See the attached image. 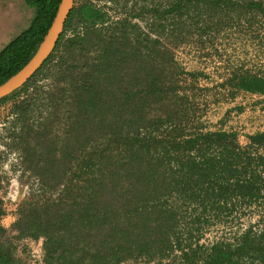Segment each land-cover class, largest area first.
I'll return each instance as SVG.
<instances>
[{"label":"trees","instance_id":"trees-1","mask_svg":"<svg viewBox=\"0 0 264 264\" xmlns=\"http://www.w3.org/2000/svg\"><path fill=\"white\" fill-rule=\"evenodd\" d=\"M76 1L50 57L24 86L0 100L34 90L12 106L11 137L21 139L16 149L37 183L17 206L13 229L18 238H42L47 264H147L162 262L177 249L182 251L177 264H264L263 240L248 232L236 245H215L203 261L191 246V232L187 246L174 232L181 197L207 210L215 195L225 201L257 198L264 181L257 170L264 163L257 148L264 145V132L249 136L251 142L243 146L237 133L201 125L197 95L190 90L197 78L195 73H189L190 80L182 77L187 74L174 60L176 40L196 25L206 30L217 15L232 12L241 18L254 11L264 16V0H139L107 24L103 8ZM60 2L25 0L34 15L0 50V84L34 55ZM75 21L83 30L66 38ZM142 25L148 30L144 38ZM108 29L118 36L105 41L101 35ZM94 41H103L104 49L93 68L70 69L79 61L70 58ZM127 73L133 86L144 90L116 93ZM48 74L65 80V87L48 90L44 97L55 112L48 111L49 126L45 120L34 129L29 115L43 97L37 84ZM225 84L264 93V79L257 75H237ZM61 113L68 127L49 136ZM4 232L0 221V264H25L2 240Z\"/></svg>","mask_w":264,"mask_h":264},{"label":"rangeland","instance_id":"rangeland-1","mask_svg":"<svg viewBox=\"0 0 264 264\" xmlns=\"http://www.w3.org/2000/svg\"><path fill=\"white\" fill-rule=\"evenodd\" d=\"M136 1L139 2V0H77L76 2L79 4L92 2L103 8L106 12L107 24L123 16ZM233 6L243 12L240 3L234 2ZM243 13L244 16L241 18H237L232 12L230 15L214 16L211 18V26L206 27V30L203 29L202 24L194 26L191 32L185 33L176 40L174 60L187 74H182V77L185 76L190 80L193 78L189 73L196 75L197 83L191 84L193 89L190 90L197 95L196 106L199 110L197 114L201 125L206 130L222 129L235 132L244 146L251 142L249 136L264 132V93L251 92L223 83L234 76L244 74L257 75L264 79V16L254 11L250 16L248 13L245 14L246 12ZM33 15L34 10L26 5L25 0H0V50L28 27ZM82 28L83 24L75 21L66 38L82 31ZM147 32L146 26L142 25L140 36L144 38ZM110 36H118V33L113 35L108 29L101 38L107 41ZM130 36L134 38L135 34ZM164 40L167 43V38ZM102 42L94 41L93 44L85 46L81 53L74 56V59L71 57L70 60L79 61L71 62L70 69L75 70L74 66H78L89 72L104 49ZM145 44L143 43L141 47L144 54ZM131 45L133 46L134 43ZM60 56L61 52H58L53 62L59 60ZM121 56L119 54L116 60ZM140 60H146L145 55H142ZM56 78L57 76L48 74L37 84L43 97L38 98L34 105L35 109L29 115L28 124L33 125L34 129H38L37 125L45 120L49 126L48 111L55 112V109L50 107V101L44 96L49 89L59 92V88L65 87V80L57 81ZM132 79V73H127L121 85L117 83L115 92L121 94L144 90L142 87H134ZM33 92V88H30L18 97L0 104V206L3 209L0 221L5 228L2 240L14 248L18 258L25 264H47L44 249L40 252L37 250L39 241L43 246V239L18 238L17 232L13 229L17 206L28 194L32 185L37 186V183L32 171L25 169L22 154L16 149L21 139L15 141L11 137L14 130L12 106L18 101L29 98V95L31 97ZM60 98V95L54 96L56 102H59ZM61 114L63 115H56L59 122L53 125L54 130L49 129L51 134L49 136L61 134L62 128L68 127L65 114ZM50 121L58 120L51 117ZM252 147L255 149V146ZM257 148L260 150L259 154L264 156V145H258ZM257 170L264 177V163L260 164ZM206 187L207 189L209 187L211 192V185ZM259 187L261 194L254 199L234 197L225 201L218 198V195L212 196L215 201L211 200L207 203V210H204L200 202L191 203L181 197L177 203L179 214L177 226L174 228L175 236L183 246H187L191 232V246L196 250L198 261H203L215 245H236L247 232L252 239H262L264 244V236L263 238L261 236L264 235V181ZM185 250L191 251L188 248ZM181 253L182 251L177 249L171 257L165 258L162 262L156 260L147 264H163V262L177 264L182 259Z\"/></svg>","mask_w":264,"mask_h":264},{"label":"water","instance_id":"water-1","mask_svg":"<svg viewBox=\"0 0 264 264\" xmlns=\"http://www.w3.org/2000/svg\"><path fill=\"white\" fill-rule=\"evenodd\" d=\"M74 1L61 0L56 16L34 55L18 72L0 84V100L24 86L50 57L75 6Z\"/></svg>","mask_w":264,"mask_h":264},{"label":"built area","instance_id":"built-area-1","mask_svg":"<svg viewBox=\"0 0 264 264\" xmlns=\"http://www.w3.org/2000/svg\"><path fill=\"white\" fill-rule=\"evenodd\" d=\"M42 249H43L42 242L39 241L37 250L40 252V251H42Z\"/></svg>","mask_w":264,"mask_h":264},{"label":"clouds","instance_id":"clouds-1","mask_svg":"<svg viewBox=\"0 0 264 264\" xmlns=\"http://www.w3.org/2000/svg\"><path fill=\"white\" fill-rule=\"evenodd\" d=\"M6 167H7V165H6Z\"/></svg>","mask_w":264,"mask_h":264}]
</instances>
